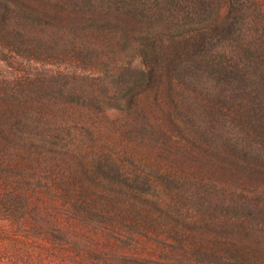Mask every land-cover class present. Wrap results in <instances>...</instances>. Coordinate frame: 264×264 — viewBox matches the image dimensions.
<instances>
[{
  "label": "trees",
  "instance_id": "obj_1",
  "mask_svg": "<svg viewBox=\"0 0 264 264\" xmlns=\"http://www.w3.org/2000/svg\"><path fill=\"white\" fill-rule=\"evenodd\" d=\"M0 264H264V0H0Z\"/></svg>",
  "mask_w": 264,
  "mask_h": 264
},
{
  "label": "rangeland",
  "instance_id": "obj_2",
  "mask_svg": "<svg viewBox=\"0 0 264 264\" xmlns=\"http://www.w3.org/2000/svg\"><path fill=\"white\" fill-rule=\"evenodd\" d=\"M111 115H112V116H115V113L113 112Z\"/></svg>",
  "mask_w": 264,
  "mask_h": 264
}]
</instances>
